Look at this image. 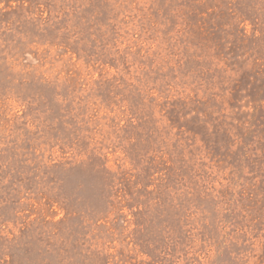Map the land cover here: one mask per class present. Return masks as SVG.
<instances>
[{
    "label": "rangeland",
    "instance_id": "rangeland-1",
    "mask_svg": "<svg viewBox=\"0 0 264 264\" xmlns=\"http://www.w3.org/2000/svg\"><path fill=\"white\" fill-rule=\"evenodd\" d=\"M0 264H264V0H0Z\"/></svg>",
    "mask_w": 264,
    "mask_h": 264
}]
</instances>
